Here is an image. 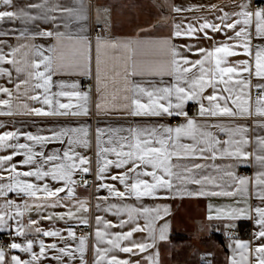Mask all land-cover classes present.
<instances>
[{
  "label": "snow or ice",
  "instance_id": "snow-or-ice-1",
  "mask_svg": "<svg viewBox=\"0 0 264 264\" xmlns=\"http://www.w3.org/2000/svg\"><path fill=\"white\" fill-rule=\"evenodd\" d=\"M0 5L4 6L0 22L56 21L50 13L59 11L67 29L69 21L87 19L82 0L78 7L49 6L48 0L30 5L40 10L37 15L24 9L9 10L13 0H0ZM201 7L173 6L172 11L179 14ZM231 7L232 11H225L215 4L208 6L210 13H219L214 21L201 17L194 24L181 18L163 38H96L97 92L107 88L108 52H122L121 71L115 66L111 69L122 77L124 85L120 110L132 117L181 118L180 123L97 128L95 161L77 150L91 147L86 125L51 127L47 135L20 129L0 132V152L7 153L0 155V232L8 230L14 236L11 243L0 244V264H41L49 251L59 253L51 257L59 264H63L64 256L75 258L74 253L79 254L80 264H88L85 253L90 235L94 239L92 264H160L157 245L168 239L170 224L165 217L169 208L147 205L144 200L176 196L233 198L232 204H209L207 220L235 229L237 221L254 218L257 230L252 240L225 232L232 249L228 264H264V137L257 136L253 141L248 126L235 122L257 117V127L264 128V8L253 10L245 0ZM217 33L223 40H216ZM20 35L53 38L55 43L48 48L35 44L8 46L7 52L0 47V77L11 85H0V116H88L91 90H82L78 81L63 78L92 75V44L88 37L58 30L31 34L25 30ZM177 39L208 40L212 45L177 44ZM239 56L245 59H232ZM5 64L11 67H2ZM101 100L96 104L98 112L115 110V95L112 108L106 106L103 95ZM190 103L198 108L196 116L188 113ZM4 127L0 123V128ZM221 134L226 138L222 139ZM50 144L61 147L49 149ZM221 160L232 163H217ZM251 161L258 166L254 176L238 175L237 167ZM93 163L96 191L108 193L96 197L95 207L118 220L96 215L94 232L80 237L71 224L63 230L66 237L62 230L42 228L40 220L53 219L75 221L76 227L93 226L86 215L89 201L76 196L81 183L85 188L89 186L84 177L93 173ZM10 193L22 203L9 199ZM251 198L259 203L249 204ZM110 199L119 202L107 203ZM128 200L134 203H126ZM58 207L66 211L40 214L39 220L28 216L25 221L26 214L34 210L40 213L41 209ZM44 237L78 243L75 249L67 244L58 247L56 242L46 243ZM15 238L22 240L17 242ZM37 245L39 250L35 251ZM12 250L27 254L28 259L10 254ZM121 253L128 254V258H121ZM133 256L141 259L132 260Z\"/></svg>",
  "mask_w": 264,
  "mask_h": 264
},
{
  "label": "crops",
  "instance_id": "crops-1",
  "mask_svg": "<svg viewBox=\"0 0 264 264\" xmlns=\"http://www.w3.org/2000/svg\"><path fill=\"white\" fill-rule=\"evenodd\" d=\"M255 0H245L250 3V7L253 8V2ZM44 0H13V6L9 10H20L24 9L29 11L32 15L39 14V9L29 8L32 4L43 3ZM81 0H48L49 6L58 4L62 7L72 6L78 7ZM240 0H82V3L87 11V19L82 21L72 20L68 22V28L64 27L65 19L61 16L59 11L50 13L57 17L56 21L45 22L43 20L36 21H24L21 19L0 22V33H8L7 35H0V47H4V51H9V47H16L19 44L28 45H42L44 48H48L50 45L55 43L53 38L36 37L35 39H29L21 37L22 31L27 33H35L37 31L52 30L61 32H70L73 35L82 34L88 37L92 44V63L91 70L92 75L90 77L84 76H71L63 77L64 79H70L78 81L81 85L82 90L90 91V102L88 116L81 117H36L31 115H13V116H0V123L4 124V128H0V132L20 129L21 131H30L34 134L47 135L48 129L56 126H78L86 125L89 128V139L91 147L87 150L78 148V151L90 156L95 161V134L97 128H108V127H129L133 125L153 124V123H169L178 124L181 122V118H146V117H132L128 115L126 111L120 110L121 101L119 97L123 94V81L122 77L116 76L115 72L111 69L115 66L117 71H121L119 67L122 61L119 59L123 56L122 52L113 53L109 51L106 57L108 68L107 88L102 93L97 92L96 78H95V45L96 38L102 37L106 40H127L135 39L138 37H144L149 39L163 38L170 35L174 22H180L181 18H184L185 23L189 20L197 24V21L201 17H206L210 21L215 20V15L219 13H210L207 11V7L210 5H218L223 7L225 11H232V5L239 3ZM177 6L181 8H190L193 6H202L199 10L185 11L182 13H174L172 7ZM4 6L0 5V9ZM202 22V21H200ZM94 25H101L106 28L107 31H94L92 35V27ZM198 26V25H197ZM81 28L83 32L81 33ZM216 40H223V36L219 33L216 34ZM177 44H199L204 47H211L212 41L208 40H193V39H177L174 41ZM195 58V57H193ZM235 60L245 59L243 56L232 58ZM2 67L10 68L11 66L5 64ZM255 83V81H253ZM0 85H6V78L0 77ZM11 87V85H6ZM255 94V92H253ZM102 95L106 97L107 107L112 108L113 101L112 97L115 95L117 100L115 101V110L111 111H99L96 108L98 102H102ZM192 103L187 106V110L190 116H196L198 108L191 109ZM38 106V105H37ZM259 118L253 117L248 120H237L236 123L246 124L249 128L248 136L254 141L257 136L264 137V128L257 127V121ZM223 122L229 123L224 120ZM264 122V121H261ZM221 138H226L221 134ZM21 142H24L21 140ZM59 144H50L49 149L60 148ZM252 150L251 147L248 149ZM7 154L0 152V155ZM17 160L21 157H16ZM217 163L227 164L232 163L230 160H221ZM95 164L93 163V173L87 176H93L94 181L89 182L87 188L80 186L76 189V196L80 199H87L89 201V212L86 214L93 225L94 232V218L96 215H103L106 219L116 222L117 217L111 213H104L98 211L95 207L97 204V196L108 195L106 190H100L98 193L95 188ZM246 170L248 175L254 176L258 170V166L254 161H251L246 166L237 167L236 171L238 175ZM77 180L79 176L75 177ZM110 183H114L108 181ZM53 186H56L53 183ZM120 190L123 187L117 185ZM192 187V186H190ZM65 195L64 193L61 194ZM9 199L16 200L17 203H22L21 199L15 194L10 193ZM0 202H3V198H0ZM114 199H110L107 203H118ZM126 203H134L132 200L125 201ZM233 198L226 197H190V196H176L175 198L168 199H145L144 203L147 205H166L169 208V214L165 219L169 222L170 228L168 232V239L166 241L158 242L157 248L160 254V264H228L229 257L232 254V249L229 247L231 241L225 232L232 233L233 229H225L223 223L220 221H208V205L212 204L214 207L224 206L226 204H232ZM102 205L104 202H100ZM249 204L256 205L259 203L254 198L249 199ZM66 209L58 207L55 209H41L40 213L32 211L26 214L25 221L28 216L32 219H40V214L47 215L51 213H63ZM10 224L14 222L10 221ZM237 226L235 229H242L248 227L249 231L242 235H233L241 240H252L253 233L257 230L255 225V219L251 220H239L236 222ZM68 224H71L74 228L76 227L75 221H60L53 219L40 220V226L44 229L55 228L62 230V234L66 237V231H63ZM120 229H112V231H119ZM127 230V229H125ZM92 232V233H93ZM87 234V233H85ZM82 234V235H85ZM82 235H78L80 237ZM142 234H137L140 236ZM0 238L5 241L4 245L12 242L14 236L10 235L8 230L0 232ZM33 238V237H29ZM17 242H21L22 238H15ZM46 243L56 242L58 247H63L65 244L69 245L71 249H75L78 241L66 239L60 241L58 238L44 237ZM94 239L89 236V246L85 253V259L88 264H92L94 252H93ZM35 251H38V245L34 247ZM6 251H8L6 249ZM153 251V250H150ZM10 254L20 255L22 259H28V255L21 253L17 250H12ZM59 253L55 251H49L47 257L42 260L41 264H59L58 261L52 259L54 255ZM75 258L67 256L63 257V264H80L79 254L74 253ZM121 258H128V254H119ZM141 255H147L141 254ZM132 260H139L141 256H133ZM142 264L146 262L142 261Z\"/></svg>",
  "mask_w": 264,
  "mask_h": 264
},
{
  "label": "built area",
  "instance_id": "built-area-1",
  "mask_svg": "<svg viewBox=\"0 0 264 264\" xmlns=\"http://www.w3.org/2000/svg\"><path fill=\"white\" fill-rule=\"evenodd\" d=\"M91 2H93L94 0H90ZM253 8L255 9H259V8H264V0H255L253 2ZM94 31H107L106 28H104L103 26L101 25H94L92 27V35L94 33ZM197 106L195 104H192L191 105V109H195ZM241 175L244 176V175H248V172L246 170L242 171L241 172ZM85 179H87L89 182H93L94 181V177L93 176H86L84 177ZM78 180H80V177L78 178ZM92 225V223H90ZM93 226H90V227H84V226H79V227H75V231L78 235H82V234H89V233H92L93 232ZM249 231L248 227H243L242 229H233L232 230V233L234 235H242L244 233H247ZM0 244H5V241L3 239L0 238Z\"/></svg>",
  "mask_w": 264,
  "mask_h": 264
}]
</instances>
